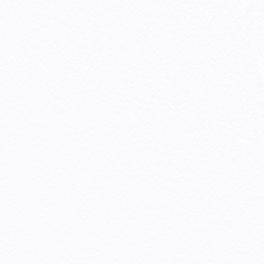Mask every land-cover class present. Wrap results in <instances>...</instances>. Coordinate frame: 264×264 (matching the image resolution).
Segmentation results:
<instances>
[{
	"label": "snow or ice",
	"instance_id": "obj_1",
	"mask_svg": "<svg viewBox=\"0 0 264 264\" xmlns=\"http://www.w3.org/2000/svg\"><path fill=\"white\" fill-rule=\"evenodd\" d=\"M0 264H264V0H0Z\"/></svg>",
	"mask_w": 264,
	"mask_h": 264
}]
</instances>
